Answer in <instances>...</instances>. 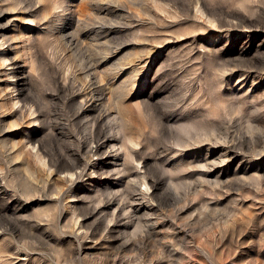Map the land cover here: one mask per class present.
Instances as JSON below:
<instances>
[{
    "label": "rangeland",
    "instance_id": "rangeland-1",
    "mask_svg": "<svg viewBox=\"0 0 264 264\" xmlns=\"http://www.w3.org/2000/svg\"><path fill=\"white\" fill-rule=\"evenodd\" d=\"M0 264H264V0H0Z\"/></svg>",
    "mask_w": 264,
    "mask_h": 264
},
{
    "label": "bare ground",
    "instance_id": "bare-ground-1",
    "mask_svg": "<svg viewBox=\"0 0 264 264\" xmlns=\"http://www.w3.org/2000/svg\"><path fill=\"white\" fill-rule=\"evenodd\" d=\"M94 106L93 103L86 100L84 104L80 106L79 113H87L88 111L93 110ZM113 138L103 136L101 139H98L95 144L93 145L92 149L94 154H99L101 151L105 150V147H107L109 142H112ZM107 150V149H106ZM99 163L90 162L91 166H97ZM100 167H103L102 164L99 165Z\"/></svg>",
    "mask_w": 264,
    "mask_h": 264
}]
</instances>
